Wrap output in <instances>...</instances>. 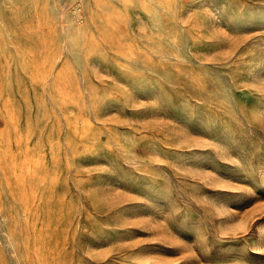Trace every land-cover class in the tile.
<instances>
[{"label": "rangeland", "instance_id": "obj_1", "mask_svg": "<svg viewBox=\"0 0 264 264\" xmlns=\"http://www.w3.org/2000/svg\"><path fill=\"white\" fill-rule=\"evenodd\" d=\"M0 264H264V0H0Z\"/></svg>", "mask_w": 264, "mask_h": 264}]
</instances>
